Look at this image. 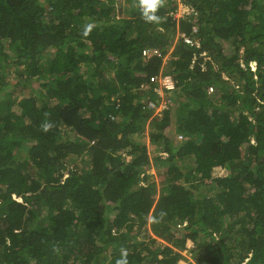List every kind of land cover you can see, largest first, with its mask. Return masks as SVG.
I'll use <instances>...</instances> for the list:
<instances>
[{"label": "trees", "instance_id": "obj_1", "mask_svg": "<svg viewBox=\"0 0 264 264\" xmlns=\"http://www.w3.org/2000/svg\"><path fill=\"white\" fill-rule=\"evenodd\" d=\"M181 2L0 0V264H264V0Z\"/></svg>", "mask_w": 264, "mask_h": 264}, {"label": "built area", "instance_id": "obj_2", "mask_svg": "<svg viewBox=\"0 0 264 264\" xmlns=\"http://www.w3.org/2000/svg\"><path fill=\"white\" fill-rule=\"evenodd\" d=\"M196 15L197 13L193 8L187 6L185 3H182L181 0H179V9L174 17H176L177 19L191 18L195 17ZM194 31H196V27L194 28ZM179 37L187 46L200 48V43L196 42V40H194L193 38L183 34H181ZM143 54L144 56H147L150 54V52L144 51ZM154 81L158 84V88L155 89V91L163 98V101L158 106L151 102L149 104V109H153L156 111V113H158L159 111L168 108L169 104L172 103V99L169 96L176 92L177 88L175 80L169 74H163L161 72L158 77H155ZM211 92H213L212 88L210 89V93Z\"/></svg>", "mask_w": 264, "mask_h": 264}, {"label": "clouds", "instance_id": "obj_3", "mask_svg": "<svg viewBox=\"0 0 264 264\" xmlns=\"http://www.w3.org/2000/svg\"><path fill=\"white\" fill-rule=\"evenodd\" d=\"M166 5V0H139V9L142 15V18L146 23L150 24H162L164 22V17L158 13ZM95 27L94 23H88L84 25L82 30V36L87 37L90 35L91 31ZM55 125L47 120L41 124V130L45 133L51 131ZM164 210L161 211L159 217H152L153 222H159L160 219L166 216ZM120 258L117 259L116 264H129L127 259L129 252L127 248L121 247L120 249Z\"/></svg>", "mask_w": 264, "mask_h": 264}, {"label": "rangeland", "instance_id": "obj_4", "mask_svg": "<svg viewBox=\"0 0 264 264\" xmlns=\"http://www.w3.org/2000/svg\"><path fill=\"white\" fill-rule=\"evenodd\" d=\"M171 52H172V50H171ZM170 55V54H169ZM166 63H167V60H168V56L166 57ZM148 139V141H147V143H149V138H147ZM153 173H154V177H155V179L156 180H158V178H159V174H162V171H158V169H154L153 168ZM158 175V176H157ZM184 257L186 258V261H185V264H194L193 263V259H192V257H191V255L190 254H184ZM187 261H189V262H187Z\"/></svg>", "mask_w": 264, "mask_h": 264}]
</instances>
